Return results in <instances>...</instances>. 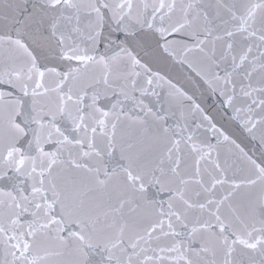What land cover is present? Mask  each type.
I'll return each mask as SVG.
<instances>
[{
  "label": "snow or ice",
  "instance_id": "1",
  "mask_svg": "<svg viewBox=\"0 0 264 264\" xmlns=\"http://www.w3.org/2000/svg\"><path fill=\"white\" fill-rule=\"evenodd\" d=\"M0 264H264V0H0Z\"/></svg>",
  "mask_w": 264,
  "mask_h": 264
}]
</instances>
